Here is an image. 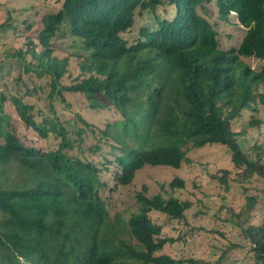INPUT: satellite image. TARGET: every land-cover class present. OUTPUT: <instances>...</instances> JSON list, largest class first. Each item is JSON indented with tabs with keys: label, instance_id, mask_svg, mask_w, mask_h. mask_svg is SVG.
<instances>
[{
	"label": "trees",
	"instance_id": "16d2710c",
	"mask_svg": "<svg viewBox=\"0 0 264 264\" xmlns=\"http://www.w3.org/2000/svg\"><path fill=\"white\" fill-rule=\"evenodd\" d=\"M206 1L210 0H63L60 8L45 14L40 28L27 20L33 9L20 15L11 11L0 25V35L11 32V64L19 66L18 80L22 75L50 77L51 99L64 92L83 94L91 110L110 106L122 117L99 130L78 116L85 128L77 131L80 140L89 131L96 150L106 140L113 161L107 160L105 168L116 166L121 186L131 185L147 166L180 169L188 161V147L220 145L239 170L234 180L248 193L253 177L264 180V145L248 140L247 128L235 132L233 123L247 121L251 113L248 127L253 128L260 124L254 114L264 111V70H252L241 60L264 61V0H219L221 19L235 10L250 28L240 47L230 51L220 48L217 31L199 13ZM167 6L172 13L159 16V8ZM138 17H147L149 24L129 45L124 37ZM59 33L63 39L57 38ZM59 40L71 51L62 57L56 54ZM71 59L78 61L83 76L65 86L61 81ZM7 103L40 138L53 134L58 147L44 151L26 145L8 129L13 123L5 111ZM30 104L23 97L7 100L0 94V264H181L158 255L174 240L149 215L160 212L177 226L192 202L166 200L160 194L148 197L144 186L128 230L116 225L136 244L114 245L108 231L110 213L99 192L101 170L73 153L82 143L75 145L65 127L47 118L37 123ZM48 109L53 111L52 106ZM10 163L27 172L33 184L7 187L4 167ZM231 175L223 170L215 178L230 187ZM184 187L180 178L170 183L173 190ZM261 201L264 187L260 196L247 195L243 211L229 210L227 223L238 230L239 238L233 232L206 230L220 236L215 246L211 244L206 264H223L246 247L251 264H264V215L262 224L246 221Z\"/></svg>",
	"mask_w": 264,
	"mask_h": 264
},
{
	"label": "rangeland",
	"instance_id": "374dc122",
	"mask_svg": "<svg viewBox=\"0 0 264 264\" xmlns=\"http://www.w3.org/2000/svg\"><path fill=\"white\" fill-rule=\"evenodd\" d=\"M62 1L0 0V25L4 24L11 11L20 15V12L25 9H33L27 16V20L34 27L40 28V22L45 14L52 13V11L60 8ZM198 10L216 29L219 46L222 50L237 49L239 47L246 30L239 24L236 14L228 15L226 21L222 20L216 1L205 6L201 5ZM38 11L40 13H37ZM170 13L172 11L168 6L161 7L158 10L159 16L163 18ZM146 19L147 17L145 19L138 17L134 29L125 35L124 38L129 45H134L140 36L141 28L149 24ZM57 38H62V34L60 35L59 33ZM56 44V54L59 57L69 53L70 47L64 40H59ZM82 56L85 55L82 54ZM12 59L15 60L14 58ZM243 61L252 70L257 72L264 70V61L262 60L243 58ZM0 63V94L7 100H11V96H20L23 97L25 102L31 103L30 105L35 108L31 115L37 123H41L47 118L65 127L75 145L82 143L81 147L75 146L73 153L79 155L85 160L84 162H90L101 170L99 173L101 182L99 192L110 213L111 223H108V231L114 245L121 246L120 242L136 244L134 240L129 241L131 234L123 235L121 231H118L116 225L119 224L128 230V221L140 207L137 196L143 192L144 186L147 187V191L144 194L148 197L160 194L166 200L175 197L182 202H192L191 210L186 212V219L177 226L174 223L171 224L168 218L160 212L152 211L150 213L151 220L163 226L164 232H169L167 237L174 240L173 244H167L158 255H168L182 262L181 264H190L187 261L189 259H192L195 264H206L210 259L209 249L211 244L215 246L220 237L218 234L209 233L206 230L213 229L223 233L233 232L235 237L239 238L241 236L236 228L227 223L226 219L230 216L229 210L243 211L247 195H261L264 180L253 177L249 181L251 184L250 190L245 193L242 186L234 180L237 178L239 170L233 167L231 155L225 147L220 145H206L201 148L188 147L185 149L188 161L184 162L180 169L147 166L144 170L137 172L131 185L121 186L115 177L116 166L112 164L108 170L105 168L107 160L113 161L111 148L107 145L106 140L101 142L99 150H96V142L92 141V134L89 131L83 135L82 140L77 136V131L85 128L83 126L84 123L82 124L78 116H81L85 120L84 122L94 125L99 130H106L107 127L122 119L115 109L109 106L106 109L93 111L90 109L87 98L83 94L64 92L62 94L63 97L51 99L50 84L52 80L50 77L39 80L32 76L22 75V79L18 80L20 74L19 66L16 63L11 64V32L0 35ZM82 76V69L79 67L78 61L71 59L68 72L61 84L70 86L79 81ZM34 88H37L35 93H33ZM62 98L63 100H61ZM48 106H52L53 111H49ZM5 111L13 123L12 127L10 125L8 129L11 131L12 128L26 145L44 151L58 147L59 141L53 134H49L47 139H42L31 129L26 128L16 113L11 110L10 103L6 104ZM247 114V121L238 120L233 123L234 131L240 132L247 128L246 138L248 140H257L260 145H264V111L260 110L258 114H254L260 120V124L253 126V128L248 127L252 114ZM2 143L3 139L0 138V144ZM110 143L115 144L112 140H110ZM223 170L230 171L232 174L231 181H229L230 187L215 178ZM175 178L185 181L184 189L173 190L170 188V183ZM4 179L7 182V187L22 186L28 182L29 185L33 184V179H31L30 175L25 171L19 170L16 163H10L4 167ZM263 215L264 202L261 201L246 221L250 219L251 224H262ZM219 218H221V221H218ZM101 239L102 243L105 244L103 236H101ZM219 247L217 245V249ZM214 261L212 260L208 264H214ZM252 261L249 248L246 247L229 255L223 264H251Z\"/></svg>",
	"mask_w": 264,
	"mask_h": 264
},
{
	"label": "clouds",
	"instance_id": "9594fccd",
	"mask_svg": "<svg viewBox=\"0 0 264 264\" xmlns=\"http://www.w3.org/2000/svg\"><path fill=\"white\" fill-rule=\"evenodd\" d=\"M214 1H216V4H217V6H218V2H219V0H213V1H206V2H203V3H201V5H203V6H205L206 4H209V3H212V2H214ZM200 5V6H201ZM199 6V7H200ZM218 9H219V15H220V8H219V6H218ZM232 15V14H236L237 15V18L239 19V24L241 25V27H243L245 30H246V32H245V34H244V36L242 37V39H241V42H240V44H239V47H240V45L242 44V42H243V39L245 38V36L247 35V32L250 30V28L246 25V24H244V23H242L241 22V19H240V13H238L237 11H235V10H233V11H231L228 15ZM201 15V14H200ZM228 15H227V17H228ZM223 20V19H222ZM224 21H226V20H224ZM214 27V26H213ZM216 30V29H215ZM217 39H218V37H217ZM218 43H219V41H218ZM238 47V48H239ZM237 48V49H238ZM237 49H235V50H237ZM232 50V49H231ZM225 51H230V50H225ZM244 59H248V58H244ZM241 60L243 61V58H241ZM244 62V61H243Z\"/></svg>",
	"mask_w": 264,
	"mask_h": 264
},
{
	"label": "bare ground",
	"instance_id": "6f19581e",
	"mask_svg": "<svg viewBox=\"0 0 264 264\" xmlns=\"http://www.w3.org/2000/svg\"><path fill=\"white\" fill-rule=\"evenodd\" d=\"M21 83V82H20ZM116 135V134H115ZM139 135V134H138ZM147 137V136H146ZM157 139V138H156ZM113 140V139H112ZM144 140V139H143Z\"/></svg>",
	"mask_w": 264,
	"mask_h": 264
}]
</instances>
